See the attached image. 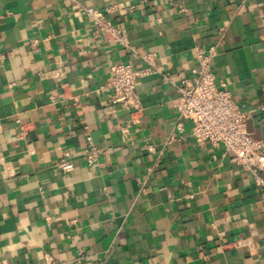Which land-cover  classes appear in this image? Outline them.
<instances>
[{
    "label": "crops",
    "instance_id": "0c3cea01",
    "mask_svg": "<svg viewBox=\"0 0 264 264\" xmlns=\"http://www.w3.org/2000/svg\"><path fill=\"white\" fill-rule=\"evenodd\" d=\"M84 7L109 9L167 74L136 80L137 111L102 87L112 65L141 64ZM198 47L264 158V0H0V264H264V191L177 126ZM88 142L111 149L94 167Z\"/></svg>",
    "mask_w": 264,
    "mask_h": 264
},
{
    "label": "built area",
    "instance_id": "2783aa9c",
    "mask_svg": "<svg viewBox=\"0 0 264 264\" xmlns=\"http://www.w3.org/2000/svg\"><path fill=\"white\" fill-rule=\"evenodd\" d=\"M81 13L91 22L95 33L102 34L107 40L128 49L132 59L141 64L140 69H134L129 63L112 65L110 77L102 87L104 91L111 93L112 105L137 111L139 100L136 80L147 75H160L164 81H168L167 74L156 65L153 53H139L129 45L124 31L106 19L105 15L109 13V9L100 11L84 7ZM214 55V48L196 49V67L192 77L180 82L177 87L178 97L173 103L178 113L177 126L183 130L184 122L189 123L191 137L200 146H222L225 152L232 155V162L241 170L250 173L255 185L264 191L263 144L247 131L248 115L240 110L228 91L216 85L211 70ZM110 117L107 110L105 119L110 120ZM142 148L148 153L155 152V148L148 144H144ZM108 152H111V149L97 148L88 142L82 152V158L88 167H94L99 163L101 156ZM56 168L62 174L68 175L73 171L74 163L70 156L64 153L56 163Z\"/></svg>",
    "mask_w": 264,
    "mask_h": 264
}]
</instances>
